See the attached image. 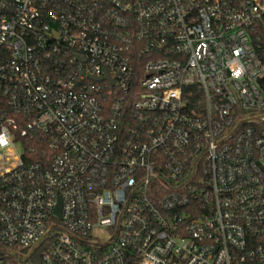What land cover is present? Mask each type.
Here are the masks:
<instances>
[{"label": "built area", "instance_id": "1", "mask_svg": "<svg viewBox=\"0 0 264 264\" xmlns=\"http://www.w3.org/2000/svg\"><path fill=\"white\" fill-rule=\"evenodd\" d=\"M0 264H264V0H0Z\"/></svg>", "mask_w": 264, "mask_h": 264}, {"label": "rangeland", "instance_id": "2", "mask_svg": "<svg viewBox=\"0 0 264 264\" xmlns=\"http://www.w3.org/2000/svg\"><path fill=\"white\" fill-rule=\"evenodd\" d=\"M19 150H20V146L18 144H16L15 147H13V150L12 151H9V150L6 149L4 151V155H7V156H10L11 157L12 155H14V152L19 151Z\"/></svg>", "mask_w": 264, "mask_h": 264}, {"label": "water", "instance_id": "3", "mask_svg": "<svg viewBox=\"0 0 264 264\" xmlns=\"http://www.w3.org/2000/svg\"><path fill=\"white\" fill-rule=\"evenodd\" d=\"M98 80H100V78H99ZM57 212H58V211H57Z\"/></svg>", "mask_w": 264, "mask_h": 264}]
</instances>
